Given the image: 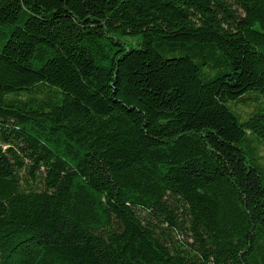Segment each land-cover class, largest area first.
I'll list each match as a JSON object with an SVG mask.
<instances>
[{"label": "trees", "instance_id": "trees-1", "mask_svg": "<svg viewBox=\"0 0 264 264\" xmlns=\"http://www.w3.org/2000/svg\"><path fill=\"white\" fill-rule=\"evenodd\" d=\"M0 264H264V0H0Z\"/></svg>", "mask_w": 264, "mask_h": 264}]
</instances>
